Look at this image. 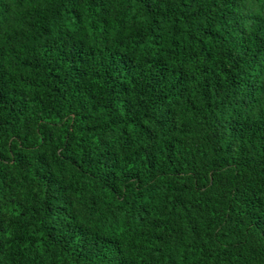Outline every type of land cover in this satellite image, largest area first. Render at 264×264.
Returning a JSON list of instances; mask_svg holds the SVG:
<instances>
[{"label": "trees", "instance_id": "obj_1", "mask_svg": "<svg viewBox=\"0 0 264 264\" xmlns=\"http://www.w3.org/2000/svg\"><path fill=\"white\" fill-rule=\"evenodd\" d=\"M0 264H264V0H0Z\"/></svg>", "mask_w": 264, "mask_h": 264}]
</instances>
